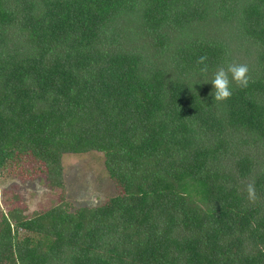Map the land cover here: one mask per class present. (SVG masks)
Listing matches in <instances>:
<instances>
[{"label":"trees","instance_id":"16d2710c","mask_svg":"<svg viewBox=\"0 0 264 264\" xmlns=\"http://www.w3.org/2000/svg\"><path fill=\"white\" fill-rule=\"evenodd\" d=\"M90 151L116 194L0 212V264H264V0H0V174Z\"/></svg>","mask_w":264,"mask_h":264},{"label":"rangeland","instance_id":"374dc122","mask_svg":"<svg viewBox=\"0 0 264 264\" xmlns=\"http://www.w3.org/2000/svg\"><path fill=\"white\" fill-rule=\"evenodd\" d=\"M98 151L63 154L60 159L61 186L52 187L44 176L29 180L0 174V212L17 207L26 216L65 202L69 211L97 207L116 193ZM26 167L25 165H23Z\"/></svg>","mask_w":264,"mask_h":264},{"label":"clouds","instance_id":"9594fccd","mask_svg":"<svg viewBox=\"0 0 264 264\" xmlns=\"http://www.w3.org/2000/svg\"><path fill=\"white\" fill-rule=\"evenodd\" d=\"M207 56H200L196 63L200 65V72L202 74H207L209 69L206 63ZM249 68L246 64L242 63H230L225 66H219L213 73L212 79L210 81L213 93L214 101L223 102L228 100L232 96V85H236L241 89H245L249 85ZM207 83V82H205ZM246 197L249 203L254 204L258 197L256 193V187L254 182L247 183L245 187Z\"/></svg>","mask_w":264,"mask_h":264}]
</instances>
